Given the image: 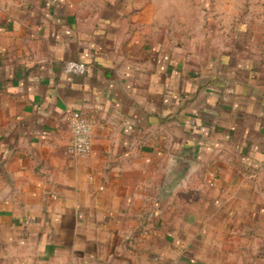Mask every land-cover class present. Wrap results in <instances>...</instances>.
I'll use <instances>...</instances> for the list:
<instances>
[{
  "label": "crops",
  "instance_id": "crops-1",
  "mask_svg": "<svg viewBox=\"0 0 264 264\" xmlns=\"http://www.w3.org/2000/svg\"><path fill=\"white\" fill-rule=\"evenodd\" d=\"M84 10L0 0V264H264V16L182 51Z\"/></svg>",
  "mask_w": 264,
  "mask_h": 264
},
{
  "label": "rangeland",
  "instance_id": "rangeland-1",
  "mask_svg": "<svg viewBox=\"0 0 264 264\" xmlns=\"http://www.w3.org/2000/svg\"><path fill=\"white\" fill-rule=\"evenodd\" d=\"M84 11L101 12L106 11L110 6L117 5L118 8L129 7L134 14L144 12L146 19H152L155 26V35L161 37L162 42L170 47L179 48L182 51L201 47V43L210 33H215L218 29L217 20L225 22L223 30L225 34L237 32L232 22L239 23L244 19H255L264 16V11L260 15L255 11L264 8V0H75ZM108 5V7L104 6ZM88 8V9H87ZM138 9V11H137ZM103 12V11H102ZM133 14V15H134ZM256 14V16H255ZM204 37L203 41L201 39ZM195 45V46H194ZM255 243L252 245L253 250ZM250 256L237 258L234 256L232 264H255L252 261L253 252ZM260 251V250H259ZM262 251H260L261 255ZM258 255V253H255ZM236 259V260H235Z\"/></svg>",
  "mask_w": 264,
  "mask_h": 264
},
{
  "label": "built area",
  "instance_id": "built-area-1",
  "mask_svg": "<svg viewBox=\"0 0 264 264\" xmlns=\"http://www.w3.org/2000/svg\"><path fill=\"white\" fill-rule=\"evenodd\" d=\"M87 66L78 62H69L65 65V72L70 75L82 76ZM72 134V152L80 157H87L92 152V123L78 113L70 116Z\"/></svg>",
  "mask_w": 264,
  "mask_h": 264
},
{
  "label": "water",
  "instance_id": "water-1",
  "mask_svg": "<svg viewBox=\"0 0 264 264\" xmlns=\"http://www.w3.org/2000/svg\"><path fill=\"white\" fill-rule=\"evenodd\" d=\"M181 166H183V167H187V169L190 167V164H183V163H179ZM188 173V172H187ZM184 175H187V174H184Z\"/></svg>",
  "mask_w": 264,
  "mask_h": 264
}]
</instances>
